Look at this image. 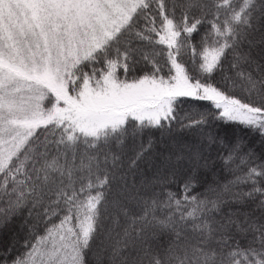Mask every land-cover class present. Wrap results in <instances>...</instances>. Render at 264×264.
Returning <instances> with one entry per match:
<instances>
[{"label":"snow or ice","instance_id":"snow-or-ice-1","mask_svg":"<svg viewBox=\"0 0 264 264\" xmlns=\"http://www.w3.org/2000/svg\"><path fill=\"white\" fill-rule=\"evenodd\" d=\"M0 264H264V0H0Z\"/></svg>","mask_w":264,"mask_h":264},{"label":"trees","instance_id":"trees-1","mask_svg":"<svg viewBox=\"0 0 264 264\" xmlns=\"http://www.w3.org/2000/svg\"><path fill=\"white\" fill-rule=\"evenodd\" d=\"M206 103V102H201ZM227 137L232 138L233 136L244 135L240 131V129L236 126H233L227 130L225 133ZM173 136L178 139H183L191 142L196 139L192 132L187 130H180L177 128L173 133ZM147 139V137H145ZM249 141H252V147L255 149L257 155L261 153L262 145L259 138L247 137ZM154 147L151 150L150 154H146L145 158L137 161L136 166H130V160L134 157L135 152L139 149L140 141H133L131 138L127 141V145L122 153V161H123V169L127 175V182L129 186L136 185L140 186L141 182L145 179L151 178L153 174L156 172V169L161 164V153L164 152L165 143L163 141H167V143L171 144V137L165 135L161 137L159 133H156L153 137ZM217 147L211 146L205 152V156H211V160L209 161L210 167L208 169H201L199 175L201 177V184L197 187V192H204L205 188L208 184H212L213 182H218L220 184L226 183L231 180L233 177L229 173L227 169L224 168L222 161L217 156ZM164 155H167L165 152ZM181 164L185 166V170H187V161H182ZM172 191H177L178 185L172 184L168 186ZM129 208L132 211H136L135 206L129 204ZM124 217H121V223H124Z\"/></svg>","mask_w":264,"mask_h":264}]
</instances>
